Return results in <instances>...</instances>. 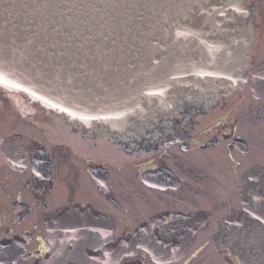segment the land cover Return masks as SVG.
I'll return each instance as SVG.
<instances>
[{"label": "flooded vegetation", "instance_id": "obj_1", "mask_svg": "<svg viewBox=\"0 0 264 264\" xmlns=\"http://www.w3.org/2000/svg\"><path fill=\"white\" fill-rule=\"evenodd\" d=\"M221 25L219 69L118 122L0 86V264H264V0Z\"/></svg>", "mask_w": 264, "mask_h": 264}, {"label": "water", "instance_id": "obj_2", "mask_svg": "<svg viewBox=\"0 0 264 264\" xmlns=\"http://www.w3.org/2000/svg\"><path fill=\"white\" fill-rule=\"evenodd\" d=\"M241 0H0V86L85 118H127L236 44ZM235 35V36H234ZM264 258V241L255 243Z\"/></svg>", "mask_w": 264, "mask_h": 264}]
</instances>
